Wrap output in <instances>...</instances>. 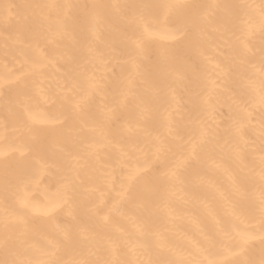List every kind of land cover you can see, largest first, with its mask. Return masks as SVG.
<instances>
[{
  "label": "bare ground",
  "instance_id": "obj_1",
  "mask_svg": "<svg viewBox=\"0 0 264 264\" xmlns=\"http://www.w3.org/2000/svg\"><path fill=\"white\" fill-rule=\"evenodd\" d=\"M262 84L264 0H0V262L258 264Z\"/></svg>",
  "mask_w": 264,
  "mask_h": 264
},
{
  "label": "snow or ice",
  "instance_id": "obj_2",
  "mask_svg": "<svg viewBox=\"0 0 264 264\" xmlns=\"http://www.w3.org/2000/svg\"><path fill=\"white\" fill-rule=\"evenodd\" d=\"M181 6L182 5H162L161 7L173 8V7H181ZM262 87H264V84H262ZM82 103L83 102H77L76 104L77 110H82ZM77 114H79V111L77 112ZM195 147L196 146L193 145V151H195ZM136 178L137 177L134 174L128 177L129 186H131V184L136 180ZM237 236L239 239L235 240L233 243V249H234L233 255L243 257L246 251V245L250 240L254 239L255 237L247 230L238 232ZM260 241L262 244H264V199H262L261 207H260ZM0 264H7V262H0ZM81 264H89V262L84 261L81 262ZM208 264H216V262L210 260ZM230 264H257V262L252 261L250 259L242 258L234 262H230ZM258 264H264V257L260 259Z\"/></svg>",
  "mask_w": 264,
  "mask_h": 264
}]
</instances>
